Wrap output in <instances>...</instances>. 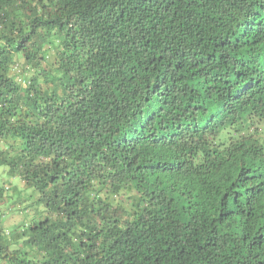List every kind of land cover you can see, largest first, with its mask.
Listing matches in <instances>:
<instances>
[{
	"label": "trees",
	"instance_id": "16d2710c",
	"mask_svg": "<svg viewBox=\"0 0 264 264\" xmlns=\"http://www.w3.org/2000/svg\"><path fill=\"white\" fill-rule=\"evenodd\" d=\"M262 128L264 0H0V264H264Z\"/></svg>",
	"mask_w": 264,
	"mask_h": 264
},
{
	"label": "rangeland",
	"instance_id": "374dc122",
	"mask_svg": "<svg viewBox=\"0 0 264 264\" xmlns=\"http://www.w3.org/2000/svg\"><path fill=\"white\" fill-rule=\"evenodd\" d=\"M261 129V128H259ZM262 133H260L263 137H264V128H262V130L260 131ZM3 170V169H2ZM3 180H5L4 177L0 178V182H2ZM15 184V183H14ZM18 221L17 217L16 216H11L9 219H8V224H11L13 222H16Z\"/></svg>",
	"mask_w": 264,
	"mask_h": 264
}]
</instances>
